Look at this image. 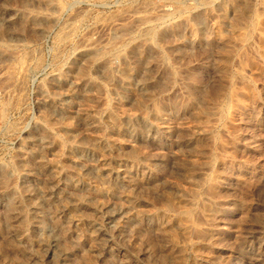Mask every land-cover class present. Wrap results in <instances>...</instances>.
<instances>
[{"label":"rangeland","instance_id":"374dc122","mask_svg":"<svg viewBox=\"0 0 264 264\" xmlns=\"http://www.w3.org/2000/svg\"><path fill=\"white\" fill-rule=\"evenodd\" d=\"M81 145L106 178L75 190ZM30 176L51 191L38 222ZM71 194L140 219L68 224ZM68 246L70 264H264V0H0V264Z\"/></svg>","mask_w":264,"mask_h":264},{"label":"bare ground","instance_id":"6f19581e","mask_svg":"<svg viewBox=\"0 0 264 264\" xmlns=\"http://www.w3.org/2000/svg\"><path fill=\"white\" fill-rule=\"evenodd\" d=\"M146 21V20H144ZM147 22V21H146ZM103 47V46H102ZM99 50V49H98ZM90 51V50H89ZM102 51V50H101ZM92 52V51H91ZM98 52V51H97ZM97 52L93 53L96 54ZM88 53V52H86ZM98 54V53H97ZM88 55V54H87ZM95 56V55H94ZM126 68V67H125ZM98 71V70H97ZM127 71L128 68H127ZM130 73V71H129ZM130 75V74H129ZM127 76V75H126ZM131 76V75H130ZM128 78V77H126ZM91 86V85H90ZM94 88V87H93ZM91 111V110H90ZM89 111V112H90ZM108 112V111H107ZM126 117V115H125ZM112 118V117H111ZM110 118V119H111ZM133 117L131 116L130 119H132ZM87 119V118H86ZM135 119V118H134ZM92 120V119H91ZM84 121V120H83ZM88 121V120H87ZM95 122V121H94ZM84 123V122H83ZM131 123V122H130ZM88 124V123H87ZM86 125V124H85ZM87 126V125H86ZM125 126V125H124ZM118 131V130H117ZM133 131V129H132ZM92 138V137H91ZM94 139V138H93ZM92 140V139H90ZM92 142V141H91ZM93 147H97L98 145L96 143H93L92 144ZM122 146V145H121ZM79 147V146H78ZM112 147V145H111ZM114 147V145H113ZM125 146H123L124 148ZM80 149V155L82 157V159L85 161V163H83L81 165L80 168H78V172H79V178H73L71 180V184L72 186L74 187V189H81V188H84L85 186H87V183L85 182L84 180V176L87 172V170H92L94 173H96L99 177H103V178H106V167L104 166H101L99 164H95V163H91L90 161H88L89 157V149L85 146H82L79 147ZM117 148V147H116ZM122 148V149H123ZM127 149V147H126ZM128 151H126L127 153ZM92 153V152H91ZM133 156V155H132ZM91 158V157H90ZM82 160V161H83ZM90 160V159H89ZM92 161V160H91ZM132 161V160H131ZM131 163V162H130ZM126 164V163H125ZM127 165V164H126ZM130 166V164H129ZM125 168H117L116 170L114 169H108L107 170H110L113 174L115 173L116 177L118 179H120L121 181H125L127 183H129L132 187V189L134 191L137 190V186L140 185L137 183V181H135V178H133V173L135 171H133L131 168L130 169H127L126 166H124ZM131 167V166H130ZM29 171V170H28ZM53 171V170H52ZM135 175V174H134ZM32 177V181L36 182V190L33 191V190H30V188L27 187H24L22 192H21V201H22V206L23 207H27L30 209L31 213H32V216H33V219H34V222H38V214H37V211L38 209L40 208V206L43 207V205H50L51 202L49 201V195L51 194L50 190L47 189L46 187H42L40 184L37 183V180L36 178H34L33 176H30ZM115 177V178H116ZM135 177V176H134ZM26 178H24L23 180V185L26 186ZM142 181V180H141ZM139 182V181H138ZM145 182V181H144ZM140 183V182H139ZM147 184V182H146ZM46 188V189H45ZM110 187H108L105 191L107 193H110ZM85 189V188H84ZM104 191V192H105ZM126 195H128V193H126ZM52 197V196H51ZM179 198V197H178ZM174 199V198H173ZM172 200V199H171ZM180 200V199H178ZM182 200V199H181ZM184 200V199H183ZM65 201V200H64ZM183 202V201H182ZM169 203V202H168ZM119 207V206H118ZM94 210L95 213H104V215L106 216V219L108 220H112L114 223H116V227H118L119 229H122L124 227V223L126 222V220H128V215L136 218V219H140V215L134 211H129L127 210L126 208H123V207H119V208H116V209H113L111 207V205L105 203V202H99L97 203V205L95 207H89L88 204L86 203L85 199L82 198L81 196L77 195V194H71V196L68 198V201L65 202L64 204H59L57 207H56V212H57V216L63 218L64 222L68 223V224H78L80 221H81V217L79 216L78 211L79 210H85V211H82V212H85L87 210ZM89 210V211H90ZM91 213H94L93 211H90ZM9 214L11 215L12 212L11 210L9 211ZM9 215V216H10ZM89 215V214H88ZM156 216V215H154ZM101 217V216H100ZM154 218V217H153ZM167 218V217H166ZM99 219V218H98ZM150 219V218H149ZM157 219V218H156ZM163 220V219H162ZM168 220V219H166ZM163 221L161 223H159L158 226H161L162 228L164 229H168L170 228V226L167 224V221ZM93 219L92 220H89L88 221V225L87 227L90 229L89 231H91V233L93 232V223H92ZM107 221V220H106ZM147 220H145L146 222ZM161 221V220H160ZM147 224L151 225V226H154L156 224H154L153 222H150L148 223V221L146 222ZM65 224V223H64ZM126 225V224H125ZM40 226V225H39ZM46 226V225H45ZM52 226V225H51ZM55 226V225H53ZM53 226L51 228V230H53ZM148 226V225H147ZM169 226V228H168ZM58 227V226H57ZM41 228V226H40ZM150 228V227H149ZM152 228V227H151ZM183 229H186L187 227L183 226L182 227ZM48 229V227H47ZM55 229V228H54ZM159 229V228H158ZM171 229V228H170ZM167 230V231H168ZM46 231V230H45ZM166 231V230H165ZM48 232V231H47ZM50 232V230H49ZM54 232V231H53ZM56 232V231H55ZM169 232V231H168ZM90 233V232H89ZM93 234V233H92ZM56 235V234H55ZM54 234L51 235V237L47 240H45L46 242L43 244L45 246V249H46V252L48 251H51L52 255L54 254L55 250L58 249V238L57 236H55ZM91 236V235H90ZM49 237V236H48ZM89 238V237H87ZM89 240V239H88ZM86 239V243L88 244V247L90 249V251H96L98 252V247H97V244L91 242V241H88ZM77 243V242H75ZM76 245V244H75ZM75 250L73 249V246H68V247H64V248H60L59 251H58V254H59V257L56 261L53 262V264H70V258L73 256Z\"/></svg>","mask_w":264,"mask_h":264}]
</instances>
